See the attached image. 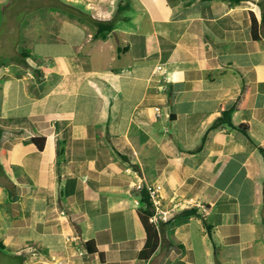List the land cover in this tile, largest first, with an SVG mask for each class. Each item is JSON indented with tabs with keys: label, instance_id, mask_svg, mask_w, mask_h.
I'll use <instances>...</instances> for the list:
<instances>
[{
	"label": "crops",
	"instance_id": "0c3cea01",
	"mask_svg": "<svg viewBox=\"0 0 264 264\" xmlns=\"http://www.w3.org/2000/svg\"><path fill=\"white\" fill-rule=\"evenodd\" d=\"M51 2L0 70L4 250L23 264H264L259 0ZM231 108L246 131L212 127ZM144 188L160 209L148 259Z\"/></svg>",
	"mask_w": 264,
	"mask_h": 264
},
{
	"label": "rangeland",
	"instance_id": "374dc122",
	"mask_svg": "<svg viewBox=\"0 0 264 264\" xmlns=\"http://www.w3.org/2000/svg\"><path fill=\"white\" fill-rule=\"evenodd\" d=\"M51 1L0 0V70L10 59L28 51L26 38L31 31V19L37 15L46 16L53 7ZM0 264H16V261L7 251L0 250Z\"/></svg>",
	"mask_w": 264,
	"mask_h": 264
},
{
	"label": "trees",
	"instance_id": "16d2710c",
	"mask_svg": "<svg viewBox=\"0 0 264 264\" xmlns=\"http://www.w3.org/2000/svg\"><path fill=\"white\" fill-rule=\"evenodd\" d=\"M230 1L235 2V3H240L242 1H247V0H230ZM258 4L261 8V15H262L261 21L259 22L257 20L256 16L252 13V20H253L252 32H253V37L256 39L260 38L259 26H264V0H259ZM100 27H101V24L99 23V28ZM112 28H113V24L109 23L105 26L103 31L111 30ZM232 113H233V108L223 111L222 116H220L214 122L212 127H216V126H219L222 124H228L231 127H236L232 123ZM236 128L245 130L244 126H239ZM33 140L36 142V144L39 146V148H43L44 142H45L44 137H35ZM260 151L263 153V156H264V149L260 148ZM141 200L144 202V204L146 206L145 209L141 212L140 216H141L142 223L145 226L146 231H147V242H146L144 249L140 253V257L144 258V259H148L152 256V254L154 253V251L158 247L159 233H158L157 228L150 221V217L152 216V214L154 212V206H153V202L151 200L149 191L145 188L141 190ZM196 213H197L196 210L190 209V210H183L180 213V215L190 216V215H195ZM86 248H87L88 252H90V253H93L97 250L96 246L91 241L86 242ZM0 250L5 252L3 244H0ZM7 254L12 259H14L16 261V264H23L24 263V257L22 255H20V256L19 255H13V254H9L8 252H7Z\"/></svg>",
	"mask_w": 264,
	"mask_h": 264
},
{
	"label": "built area",
	"instance_id": "2783aa9c",
	"mask_svg": "<svg viewBox=\"0 0 264 264\" xmlns=\"http://www.w3.org/2000/svg\"><path fill=\"white\" fill-rule=\"evenodd\" d=\"M162 69H163V66L161 64L158 65V66H156V68H155V74L158 73V72H160V71H162ZM157 114L158 115L160 114V109L159 108H157ZM148 191H149V194H150V197H151V200H152L153 204L158 205L157 204V199H156L157 198L156 191L153 188H149ZM159 211H160L159 207L156 206L155 213L150 218V220L152 222H157L158 220H160Z\"/></svg>",
	"mask_w": 264,
	"mask_h": 264
}]
</instances>
